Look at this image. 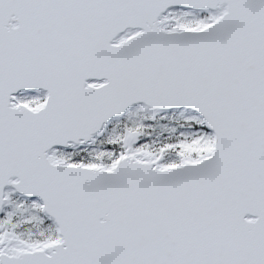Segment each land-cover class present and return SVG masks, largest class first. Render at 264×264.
<instances>
[{
    "label": "snow or ice",
    "instance_id": "obj_1",
    "mask_svg": "<svg viewBox=\"0 0 264 264\" xmlns=\"http://www.w3.org/2000/svg\"><path fill=\"white\" fill-rule=\"evenodd\" d=\"M0 264H264V0H0Z\"/></svg>",
    "mask_w": 264,
    "mask_h": 264
}]
</instances>
